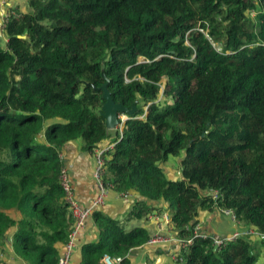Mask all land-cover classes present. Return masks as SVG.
<instances>
[{"label":"trees","instance_id":"16d2710c","mask_svg":"<svg viewBox=\"0 0 264 264\" xmlns=\"http://www.w3.org/2000/svg\"><path fill=\"white\" fill-rule=\"evenodd\" d=\"M6 14L0 238L15 229L19 259L57 264L68 241L60 154L71 141L93 154L109 140L104 78L114 103L137 104L101 155L102 180L143 200L122 220L92 214L98 239L81 246L80 264L104 255L130 264L128 253L151 236L126 223L152 213L167 212L182 239L202 212L223 210L264 235V0H27L25 13ZM180 156V178L170 180L160 166ZM256 239L214 249L197 238L180 264H257Z\"/></svg>","mask_w":264,"mask_h":264},{"label":"crops","instance_id":"0c3cea01","mask_svg":"<svg viewBox=\"0 0 264 264\" xmlns=\"http://www.w3.org/2000/svg\"><path fill=\"white\" fill-rule=\"evenodd\" d=\"M18 8L21 12L25 13L27 9V0H0V38L2 36V28L4 23V16L8 9ZM109 131V140H106L101 147H107L109 142L116 139V132H122V127H117ZM82 144L79 140L67 143L61 151V158L64 168L67 170L69 179L73 185L74 193L77 201L84 204L90 199L94 198L97 194V185L93 179L94 157L93 154L81 150ZM177 175L180 174L179 171ZM178 178V179H179ZM170 180H172L170 178ZM143 200L137 195L129 194L127 198H120L119 194L110 191L106 197L104 205L99 209L105 216L122 220L129 212L130 208L136 201ZM148 203L152 204L150 201ZM157 206L159 204H156ZM155 205V206H156ZM161 207V205H159ZM150 214L144 219V228H146L150 236L159 233L168 239L167 242L148 245L147 243L140 248L131 250L127 258L130 264H175L172 260V255L177 250L176 241L179 238L170 226H160V222H155L150 219ZM14 217V216H13ZM207 220V225L204 221ZM127 222V224H131ZM199 229L203 233H207L216 237H226L243 229L245 226L232 222L228 217L223 216L218 211L215 212H202L199 216ZM15 229H8L4 236L0 238V264H27L19 259L12 249V235ZM77 248L72 256L71 264H80V250L81 246L86 243L96 242L98 239V232L92 217L87 221L83 230L77 234ZM256 239V238H255ZM258 240V239H256ZM258 243V242H257ZM61 251L62 245L57 246ZM59 251V253H60Z\"/></svg>","mask_w":264,"mask_h":264},{"label":"built area","instance_id":"2783aa9c","mask_svg":"<svg viewBox=\"0 0 264 264\" xmlns=\"http://www.w3.org/2000/svg\"><path fill=\"white\" fill-rule=\"evenodd\" d=\"M7 18V14L5 13L4 21ZM119 119L122 120V124L119 127H123L124 122L130 119V117L121 116ZM113 144L107 147H98L93 152L94 157V169H93V179L97 185V194L94 198L90 199L84 204L79 203L75 197L73 185L69 179L68 172L65 168H62L59 175L60 186L63 190V200L67 205L70 214L74 220V225L71 233L68 236L67 243L63 246L59 253L57 264H71L72 256L77 248V234L79 231L83 230L87 221L92 217V214L95 211H99V209L104 205L106 197L109 192L112 191V188L108 185H105L102 178L104 174V162L101 158L102 153L105 150H109L113 148ZM214 192V193H212ZM210 194V193H209ZM211 195L216 197V192L211 191ZM120 198H127L129 194H119ZM222 213L228 217L232 222L239 224L236 222L235 216L230 210H223ZM150 219L155 222H160V226H169L170 218L167 212H163L162 214H154L150 216ZM254 237L259 240H264V235H261L259 232L244 227L241 230H237L226 237H216L209 235L207 233H203L199 226H196L193 235L187 239L177 238V250L172 255V260L175 264H180L183 260V257L188 251V248L193 244L194 240L197 238L200 239H208L210 238L213 242V246L215 248L224 247L227 243L233 242L236 239ZM168 239L162 234L156 233L150 237V240L147 242L148 245H154L159 243L167 242ZM124 258L123 257H111L109 255H104L101 259V264H122Z\"/></svg>","mask_w":264,"mask_h":264},{"label":"water","instance_id":"95a60500","mask_svg":"<svg viewBox=\"0 0 264 264\" xmlns=\"http://www.w3.org/2000/svg\"><path fill=\"white\" fill-rule=\"evenodd\" d=\"M102 77L104 78L103 72H102ZM104 80L105 83L100 88V90L102 91V99L104 100V103L101 107V110L99 111V114L104 119V125L106 130H114L117 127L121 126L122 120L119 119L121 116H125V117L135 116L137 102L135 101L132 104L131 108H125L120 104L114 103L111 98L110 92L107 89L108 80L105 78Z\"/></svg>","mask_w":264,"mask_h":264},{"label":"rangeland","instance_id":"374dc122","mask_svg":"<svg viewBox=\"0 0 264 264\" xmlns=\"http://www.w3.org/2000/svg\"><path fill=\"white\" fill-rule=\"evenodd\" d=\"M250 17H253V13L251 12ZM212 45L216 48L217 51H220V45L219 44H213ZM182 160V156L177 157V158H171L169 159V161L163 165H161V169L163 170V172L165 173L166 177H168L169 179L171 178L172 180H178L179 175H177V172L180 169V162ZM205 224L207 225V220L204 221ZM142 224H144V221H133L131 222V224H127L126 229H130L132 227L135 226H141ZM259 240V239H258ZM260 241H258V244ZM256 252L258 253L257 255V264H264V244L260 245Z\"/></svg>","mask_w":264,"mask_h":264}]
</instances>
